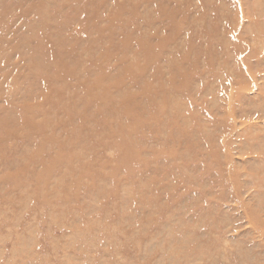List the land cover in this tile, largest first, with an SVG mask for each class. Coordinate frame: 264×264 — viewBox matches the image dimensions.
<instances>
[{
	"label": "rangeland",
	"instance_id": "1",
	"mask_svg": "<svg viewBox=\"0 0 264 264\" xmlns=\"http://www.w3.org/2000/svg\"><path fill=\"white\" fill-rule=\"evenodd\" d=\"M0 264H264V0H0Z\"/></svg>",
	"mask_w": 264,
	"mask_h": 264
}]
</instances>
